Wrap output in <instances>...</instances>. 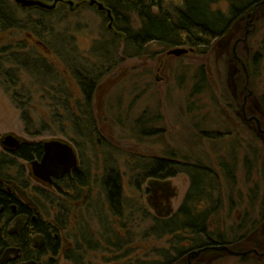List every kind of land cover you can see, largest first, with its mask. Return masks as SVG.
<instances>
[{
  "label": "rangeland",
  "instance_id": "obj_1",
  "mask_svg": "<svg viewBox=\"0 0 264 264\" xmlns=\"http://www.w3.org/2000/svg\"><path fill=\"white\" fill-rule=\"evenodd\" d=\"M10 1L24 18L23 8ZM66 1L78 4L83 0ZM56 8L51 18L55 32L67 38L65 45L58 43L60 48L64 46L70 53L74 50L78 61L92 66L97 59L92 52L95 42L109 37L107 31L115 34L108 28L110 20L85 3L78 8L66 3ZM214 8L227 12L228 5L220 2ZM41 41L22 30L0 32V152L6 153L2 140L8 135L21 143L60 140L75 149L78 166L90 171L89 185L67 196L35 179L29 182L30 187L41 188L38 197L31 188L12 183L18 197L39 205L38 212L45 219L53 220L61 207L65 209L62 214L69 216L65 228L58 232L61 252L53 255L55 264L164 263L169 259L173 264L264 263V219L260 216L264 135L255 123L244 119L254 115L264 122V4L243 14L205 53L187 48L186 54L169 55L168 51L177 47L152 43L142 55L120 61V44L114 63L105 66L92 102L102 143L83 140L78 147L71 141L76 135L63 117L62 105L72 108L81 99L80 90L65 63ZM23 46L25 49H20ZM14 51L46 58L56 78L39 83L4 58ZM2 66L15 70V79L9 80ZM60 86L65 93L58 91ZM23 110L32 122L30 132L22 119ZM150 128L157 132L143 135ZM171 153L181 161L200 159L221 177L222 162L235 165L234 182L222 181L221 203L210 220V229L225 234L228 240L234 234L243 236L227 246L233 253L215 247L190 252L193 243L186 232L162 238L148 233L153 216L167 218L178 210L190 180L180 173L165 180L149 178L136 186L133 157H170ZM7 158L18 167L12 168L13 175L20 178L23 166L24 178L30 176L28 163ZM106 160L121 175L124 199L120 216L108 211L101 187ZM17 169L18 173L13 172ZM241 224L244 228L237 231ZM180 251L185 253L179 256Z\"/></svg>",
  "mask_w": 264,
  "mask_h": 264
},
{
  "label": "trees",
  "instance_id": "obj_2",
  "mask_svg": "<svg viewBox=\"0 0 264 264\" xmlns=\"http://www.w3.org/2000/svg\"><path fill=\"white\" fill-rule=\"evenodd\" d=\"M52 2L53 0H43ZM111 10L113 16V30L115 34L107 31L109 37H104L96 41L92 52L97 56L96 62L92 66L83 65L73 56V51L66 52L64 46L60 44L67 40L64 34L55 32V25L52 17L56 11H47L39 8L22 9L26 14L20 18L17 14L19 8L10 0H0V32L10 29L25 31L35 39L44 41L45 46L58 56L66 65L68 72L71 73L80 90L81 99L76 101L71 108L67 104L62 106L65 117L71 124L76 138L71 139L76 146L79 141L86 140L89 143H102L101 135L98 130L92 102L100 80L103 78V71L107 62L114 63L120 44H123L121 59L142 55L147 46L157 43L164 48L185 47L193 48L194 51L207 52L215 41L223 38L241 18L243 14L259 3L261 0H98ZM220 2H226L227 12L215 9L214 6ZM61 5V4H60ZM59 6V4H58ZM57 6V8H58ZM56 8V10H57ZM36 17V18H35ZM49 36V38H48ZM47 39V40H46ZM42 42V41H41ZM65 45V43H64ZM20 49H25L24 46ZM9 63H14L16 68H21L36 81L46 84L55 79L56 71L48 60L38 54L30 52L14 51L10 56L4 57ZM201 79L205 80L202 68ZM1 71L12 81L15 79V70L1 67ZM202 83L196 84L194 90ZM48 85V84H47ZM59 92L65 93L64 86H60ZM67 94V93H66ZM65 94V95H66ZM58 116V113H55ZM142 119H144V115ZM22 119L26 124V130L30 132L31 119L28 111L23 110ZM58 120V119H57ZM59 121V120H58ZM157 132L155 129L143 131V135L152 136ZM212 137V136H211ZM42 153L41 143L22 145L17 153V157L24 160L39 158ZM170 157H145L135 155L132 172H137L136 186L146 179H160L175 177L184 173L189 177L190 185L178 210L167 218L153 216L152 225L148 228V233L157 238L167 235L176 236L177 233L186 232L191 237L193 243L188 251L204 249L210 247H227L239 242L243 236L234 234L231 240L225 234L215 232L210 229L211 217L217 212L221 200L220 194L222 181L227 183L234 182L235 165L220 164L222 177L211 166L206 165L200 159L194 161H181L171 153ZM0 161L2 158L0 157ZM224 172V173H223ZM227 172V173H225ZM90 171L79 167L72 174L66 175L57 181L58 191L63 195L81 192L90 183ZM101 182L105 195L108 211L113 216L122 215L123 209V188L122 179L119 171L105 161L104 171ZM61 207L55 216V223L44 220L43 231L50 238L54 233L58 234L60 229H64L68 217L62 213L65 209ZM61 213V214H60ZM261 219H264V200L260 207ZM35 226H39L37 221ZM244 224L239 225L237 231L242 230ZM26 245H28V234L24 232ZM53 240V239H52ZM50 241L55 248L51 251L52 255L61 252V242ZM185 252L180 251L179 256ZM66 259L69 260L67 257ZM174 261L167 260L164 263L144 261L138 264H173ZM264 264V263H261Z\"/></svg>",
  "mask_w": 264,
  "mask_h": 264
},
{
  "label": "flooded vegetation",
  "instance_id": "obj_3",
  "mask_svg": "<svg viewBox=\"0 0 264 264\" xmlns=\"http://www.w3.org/2000/svg\"><path fill=\"white\" fill-rule=\"evenodd\" d=\"M263 4L264 0H261L254 6L259 7ZM100 13L104 14V12ZM188 49L194 51L193 48ZM244 119L246 122L255 123L258 132L264 135V122L260 120L259 117L251 115L249 117H244ZM6 137L7 136H5L2 140V145L4 146V151H6V153L0 152V157L2 158V161H0V262L4 260V264H26L33 261L36 264H55V260L51 254V251L55 248V246H53L52 243L50 244V241L53 239V242L55 240L59 243L60 239L58 238V234L54 233L51 238L45 234L48 232L43 231V221L47 219L41 216L40 212H38L39 205L37 203H32V201H25L18 197L16 192L17 186L12 187V183L15 182L23 189L31 188L36 193V197H38L37 195H40L42 190L37 186L30 187V179H35L42 183L51 185L58 191L56 186L57 181L63 179L66 175L72 174L75 169L79 168V166L64 175L61 179L53 178L51 182H45L34 175L31 165L32 161H39L42 157L44 142L41 143V156L27 161L17 157L15 154L22 145L32 143H21L16 138L18 140V145L13 148H8L4 145ZM7 156L13 159H20L28 163L30 166V178H24L25 170L23 166L20 167L21 179L17 178V175H13L12 168L16 169L18 167H16L14 161L7 158ZM13 172L18 173V169ZM26 182L28 184H25ZM37 221L40 223L39 226L34 225ZM51 222L55 223V218L51 220ZM24 232L28 234V245H26Z\"/></svg>",
  "mask_w": 264,
  "mask_h": 264
},
{
  "label": "water",
  "instance_id": "obj_4",
  "mask_svg": "<svg viewBox=\"0 0 264 264\" xmlns=\"http://www.w3.org/2000/svg\"><path fill=\"white\" fill-rule=\"evenodd\" d=\"M14 3L23 9L39 8L49 12L54 11L58 4H68L75 8L80 7L82 4L96 7L99 12H104L106 17L110 20L108 25L112 29L113 16L111 10L106 8L104 4L98 0H83L81 3L74 4L73 1L66 0H53L52 2H45L43 0H14ZM189 50L187 48L178 47L168 51V54L180 56L186 54ZM4 145L8 148H13L18 145V140L13 136H7L4 140ZM34 175L45 181L51 182L53 178L61 179L71 170L78 166V156L75 149L67 142L60 140H50L43 143V155L39 161L31 162ZM215 249L226 250L233 253L227 247H215ZM2 260L0 264H4ZM26 264H36L35 262H28Z\"/></svg>",
  "mask_w": 264,
  "mask_h": 264
}]
</instances>
